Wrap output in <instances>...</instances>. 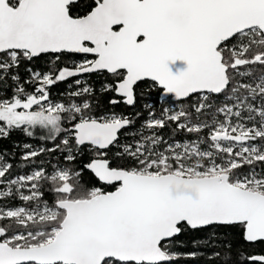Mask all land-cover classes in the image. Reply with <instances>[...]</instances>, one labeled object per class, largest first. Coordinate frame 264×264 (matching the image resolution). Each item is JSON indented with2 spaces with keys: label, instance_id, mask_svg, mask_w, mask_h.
Masks as SVG:
<instances>
[{
  "label": "snow or ice",
  "instance_id": "6c2138e0",
  "mask_svg": "<svg viewBox=\"0 0 264 264\" xmlns=\"http://www.w3.org/2000/svg\"><path fill=\"white\" fill-rule=\"evenodd\" d=\"M17 133L0 264H264V0H0Z\"/></svg>",
  "mask_w": 264,
  "mask_h": 264
},
{
  "label": "trees",
  "instance_id": "16d2710c",
  "mask_svg": "<svg viewBox=\"0 0 264 264\" xmlns=\"http://www.w3.org/2000/svg\"><path fill=\"white\" fill-rule=\"evenodd\" d=\"M43 66V64H42ZM98 82H97V87H98ZM67 87L66 84H58L57 86H55L52 91L53 94H57L59 92H62L65 88ZM161 90L158 87H154L151 85V83H147V84H141L140 87L137 89V93H138V97L139 99V103L137 105V108H140L141 105L145 104V103H149L152 105V110L155 112V114L157 116H159L161 114L162 109L164 108H170L172 107L173 102L169 99L167 102L162 101L161 99ZM116 112H122V113H132L134 112L136 109H132L129 108L127 106L124 105H120L117 106L114 109ZM143 115L147 116V110H143ZM168 129L164 130V134L167 135L168 134ZM177 139H184L186 138L184 133H179L177 134ZM25 139L24 137L20 136L18 133L15 134L12 138L11 141L5 140L3 142H0V147H8L10 148L11 145L17 141V140H23ZM182 239L187 240L189 238L187 237H182ZM202 252H204L205 254H207L208 250L205 249H201ZM247 252H259L258 248H247ZM182 264H206V259H201L198 258L196 260H190V261H185L182 262Z\"/></svg>",
  "mask_w": 264,
  "mask_h": 264
},
{
  "label": "water",
  "instance_id": "95a60500",
  "mask_svg": "<svg viewBox=\"0 0 264 264\" xmlns=\"http://www.w3.org/2000/svg\"><path fill=\"white\" fill-rule=\"evenodd\" d=\"M163 96V93L161 92V96L160 97H162Z\"/></svg>",
  "mask_w": 264,
  "mask_h": 264
}]
</instances>
